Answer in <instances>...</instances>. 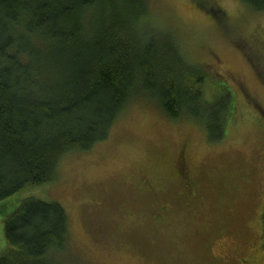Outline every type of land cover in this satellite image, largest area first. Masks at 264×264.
Listing matches in <instances>:
<instances>
[{"label":"rangeland","instance_id":"374dc122","mask_svg":"<svg viewBox=\"0 0 264 264\" xmlns=\"http://www.w3.org/2000/svg\"><path fill=\"white\" fill-rule=\"evenodd\" d=\"M148 18L227 80L235 107L224 137L212 141L204 119L173 118L133 92L106 140L65 153L54 180L17 193L9 208L26 196L65 205L69 242L53 255L62 264H264V10L244 0H148ZM213 91L207 84L206 96ZM181 157L193 193L176 171ZM141 175L172 203L164 218L151 214ZM7 247L0 214V254Z\"/></svg>","mask_w":264,"mask_h":264},{"label":"trees","instance_id":"16d2710c","mask_svg":"<svg viewBox=\"0 0 264 264\" xmlns=\"http://www.w3.org/2000/svg\"><path fill=\"white\" fill-rule=\"evenodd\" d=\"M133 92L173 118L204 119L212 141L235 107L227 80L150 22L148 0H0V264H62L53 255L69 242L65 205L10 199L54 180L65 153L106 140Z\"/></svg>","mask_w":264,"mask_h":264},{"label":"flooded vegetation","instance_id":"af4514ba","mask_svg":"<svg viewBox=\"0 0 264 264\" xmlns=\"http://www.w3.org/2000/svg\"><path fill=\"white\" fill-rule=\"evenodd\" d=\"M175 168L180 180L185 187L184 193H193L194 189L188 176L189 169L184 157H181L179 159V161L175 164ZM139 182L143 185L144 189L151 194L153 198V207L151 209V214L153 215V217L157 219L164 218L165 214L169 211L170 205H172V203H167L165 200L161 199L159 195V189L162 188L157 187V185L146 175H141Z\"/></svg>","mask_w":264,"mask_h":264}]
</instances>
